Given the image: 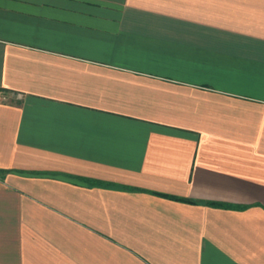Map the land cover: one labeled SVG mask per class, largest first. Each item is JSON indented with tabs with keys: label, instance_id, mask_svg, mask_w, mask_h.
<instances>
[{
	"label": "crops",
	"instance_id": "obj_1",
	"mask_svg": "<svg viewBox=\"0 0 264 264\" xmlns=\"http://www.w3.org/2000/svg\"><path fill=\"white\" fill-rule=\"evenodd\" d=\"M0 264H264V0H0Z\"/></svg>",
	"mask_w": 264,
	"mask_h": 264
}]
</instances>
